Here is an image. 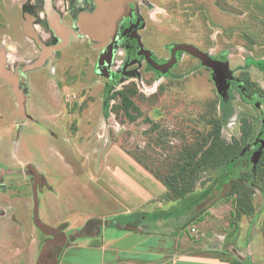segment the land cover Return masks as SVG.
I'll list each match as a JSON object with an SVG mask.
<instances>
[{
	"label": "rangeland",
	"instance_id": "1",
	"mask_svg": "<svg viewBox=\"0 0 264 264\" xmlns=\"http://www.w3.org/2000/svg\"><path fill=\"white\" fill-rule=\"evenodd\" d=\"M135 1L145 29L134 53L115 27H73L66 44L0 73V206L28 231L73 211L105 215L155 179L156 201L179 200L174 226L200 229L227 264H264V0ZM219 141L239 147L247 177L201 160ZM58 232L38 264H51Z\"/></svg>",
	"mask_w": 264,
	"mask_h": 264
},
{
	"label": "crops",
	"instance_id": "2",
	"mask_svg": "<svg viewBox=\"0 0 264 264\" xmlns=\"http://www.w3.org/2000/svg\"><path fill=\"white\" fill-rule=\"evenodd\" d=\"M148 180L144 188L129 187L128 194L118 197L116 209L105 215L73 211L52 223L39 225L38 220L28 231L0 206V264H38L57 230L62 242L48 254L51 264H227L208 249L200 229L194 236L190 227L174 226L179 200L156 201L164 191L155 179ZM138 193H146L145 198Z\"/></svg>",
	"mask_w": 264,
	"mask_h": 264
},
{
	"label": "flooded vegetation",
	"instance_id": "3",
	"mask_svg": "<svg viewBox=\"0 0 264 264\" xmlns=\"http://www.w3.org/2000/svg\"><path fill=\"white\" fill-rule=\"evenodd\" d=\"M98 5L113 9L101 15ZM137 6L135 0H0V73L13 74L38 60L40 45L55 48L64 44L73 27L83 34L82 27L89 31L115 27L116 44L134 53L142 44L137 31L145 29L144 14ZM104 28L102 37L107 34ZM152 59L161 63L153 55ZM145 68L156 73L147 64ZM0 82L5 81L0 78Z\"/></svg>",
	"mask_w": 264,
	"mask_h": 264
},
{
	"label": "trees",
	"instance_id": "4",
	"mask_svg": "<svg viewBox=\"0 0 264 264\" xmlns=\"http://www.w3.org/2000/svg\"><path fill=\"white\" fill-rule=\"evenodd\" d=\"M243 134L245 133L243 132ZM243 139H245L244 136ZM238 149L239 147H237V145L235 144H226L224 142L219 141L218 143L207 148V152L203 154L201 160H203V162L209 167L220 166L222 163H228L230 168L225 175L226 178L233 176L238 180L240 179L242 180L247 176L246 173L240 172L242 168V162L240 160L237 161V156H238L237 154L239 152ZM192 178H190V181H186V179L183 181L182 179L185 187L183 192H187L188 190L192 189L194 183ZM170 191L175 193L176 195L177 193H179V185L170 186ZM237 205H238V200H237Z\"/></svg>",
	"mask_w": 264,
	"mask_h": 264
},
{
	"label": "water",
	"instance_id": "5",
	"mask_svg": "<svg viewBox=\"0 0 264 264\" xmlns=\"http://www.w3.org/2000/svg\"><path fill=\"white\" fill-rule=\"evenodd\" d=\"M91 36V35H90ZM93 37V36H91ZM180 49L188 52L189 54L198 57L199 59H202L203 61H207L206 58L199 52L197 51L195 48L191 47V46H187V45H183L180 47ZM147 54V53H146ZM145 54V55H146ZM149 62V61H148ZM149 64H151V61L149 62ZM210 65V64H209ZM169 66V65H168ZM153 68H158L157 66H153Z\"/></svg>",
	"mask_w": 264,
	"mask_h": 264
},
{
	"label": "built area",
	"instance_id": "6",
	"mask_svg": "<svg viewBox=\"0 0 264 264\" xmlns=\"http://www.w3.org/2000/svg\"><path fill=\"white\" fill-rule=\"evenodd\" d=\"M191 232H192V233H195L196 230H195L194 228H191V229H190V233H191Z\"/></svg>",
	"mask_w": 264,
	"mask_h": 264
}]
</instances>
